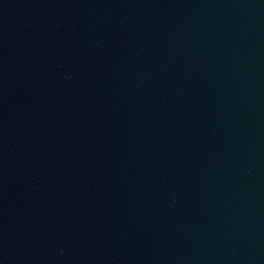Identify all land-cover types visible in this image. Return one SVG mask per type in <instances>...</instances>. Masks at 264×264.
<instances>
[{
    "label": "water",
    "instance_id": "obj_1",
    "mask_svg": "<svg viewBox=\"0 0 264 264\" xmlns=\"http://www.w3.org/2000/svg\"><path fill=\"white\" fill-rule=\"evenodd\" d=\"M0 264H264V0H0Z\"/></svg>",
    "mask_w": 264,
    "mask_h": 264
}]
</instances>
